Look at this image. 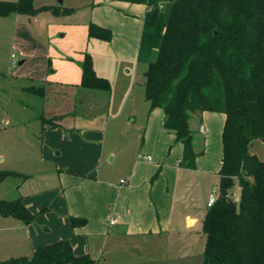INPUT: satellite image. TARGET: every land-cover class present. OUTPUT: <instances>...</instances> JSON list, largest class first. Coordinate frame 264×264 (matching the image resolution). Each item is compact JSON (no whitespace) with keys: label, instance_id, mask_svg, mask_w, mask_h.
I'll list each match as a JSON object with an SVG mask.
<instances>
[{"label":"crops","instance_id":"0c3cea01","mask_svg":"<svg viewBox=\"0 0 264 264\" xmlns=\"http://www.w3.org/2000/svg\"><path fill=\"white\" fill-rule=\"evenodd\" d=\"M61 1L46 4L61 12L71 10L60 13L67 16V33L71 31L73 37V54L64 61L67 71L61 82L78 93L90 94L92 102L88 105L95 107L94 97L104 91L81 84L82 63L89 53L96 73L109 80L123 66L134 64L140 70V63L145 64L146 68H141L145 96L148 64L139 59V48L149 7L123 0ZM86 13L83 21L75 17ZM37 16L33 15V19ZM90 22L110 29L113 38L107 41L89 37ZM76 53L78 56L74 58L72 55ZM51 118L53 122L45 120ZM225 118L223 113L213 111L190 117L195 148L201 152L194 169L179 165L184 147L165 128L162 108L149 109L140 146L132 141L108 142V129L103 132L96 127H85L82 132L66 129L58 114L41 119L44 129L41 159L33 160V173L27 176L33 178V187L29 186L20 196L37 216L27 224L0 213V233L7 234L1 238L6 247L0 253V261L30 257L39 246L67 239L77 255L89 254L99 264H166L177 250L167 243L171 234L181 235L183 231L188 234L181 227L178 197L193 193L194 189L208 193L219 181ZM257 144L264 141L254 142L251 150L255 154ZM109 154L113 155V161L119 157L118 164L107 161ZM118 172H121L119 181ZM208 201L206 206L184 214L186 226L200 225L202 229ZM72 216L85 218L87 223L74 227Z\"/></svg>","mask_w":264,"mask_h":264},{"label":"trees","instance_id":"16d2710c","mask_svg":"<svg viewBox=\"0 0 264 264\" xmlns=\"http://www.w3.org/2000/svg\"><path fill=\"white\" fill-rule=\"evenodd\" d=\"M123 1L149 7L139 48V59L148 64L145 97L151 110L163 109L165 128L183 145L181 167L196 168L201 154L190 117L204 111L226 117L218 197L203 219L201 264H264V159L251 150L255 141H264V0ZM41 10L71 11L38 9L32 0H0V16L36 15ZM88 32L89 37L113 38L110 29L94 22ZM81 84L111 89L109 79L96 73L89 53L82 63ZM12 175L22 174L5 171L0 182ZM0 213L27 224L37 216L22 197L0 199ZM71 222L79 227L87 219L72 216ZM0 264L99 263L89 254L77 255L69 240L60 239L37 247L30 257Z\"/></svg>","mask_w":264,"mask_h":264},{"label":"rangeland","instance_id":"374dc122","mask_svg":"<svg viewBox=\"0 0 264 264\" xmlns=\"http://www.w3.org/2000/svg\"><path fill=\"white\" fill-rule=\"evenodd\" d=\"M32 1L38 9L50 2H62ZM49 11L41 10L34 19L33 15L15 13L0 16V157H3L0 174L5 171L22 174L7 176L0 182V198L17 199L29 186L33 187V178L27 176L33 173V160L41 159L44 129L40 122L53 114L60 116L59 122L66 129L80 132L85 127H96L102 132L108 129V142L111 143L124 140L140 146L144 142L151 109L142 87L141 68L146 65L140 63L138 70L134 64H128L116 70L115 76L112 73L110 91L94 97L95 107L90 108V94L78 93L61 82L67 71L64 61L73 54V37L71 31L67 33V16ZM85 15L88 14L75 17L83 21ZM72 56L77 58L78 54ZM23 60L25 62L20 64ZM255 150L259 157H264V144H257ZM112 158L109 154L107 161L118 164L119 157L116 161ZM120 175L121 172L116 174L118 181ZM217 186L218 181L208 193L194 189L193 193L186 192L178 197L181 227L188 234L184 231L181 235L171 234L175 240L171 237L167 243L177 250L166 264H201L205 236L200 225L186 226L184 214L194 211L195 207L206 206ZM4 237L7 234L0 233V253L6 247L1 241Z\"/></svg>","mask_w":264,"mask_h":264},{"label":"built area","instance_id":"2783aa9c","mask_svg":"<svg viewBox=\"0 0 264 264\" xmlns=\"http://www.w3.org/2000/svg\"><path fill=\"white\" fill-rule=\"evenodd\" d=\"M12 57H15V55H12ZM122 182H125V180H122ZM217 197H218V194H217V189L215 188L214 191H212L211 195H210V198H209V201H208V207H212L214 205V203L216 202L217 200Z\"/></svg>","mask_w":264,"mask_h":264}]
</instances>
